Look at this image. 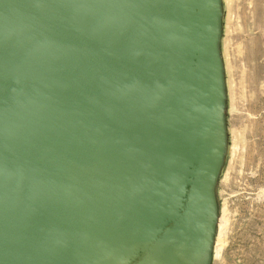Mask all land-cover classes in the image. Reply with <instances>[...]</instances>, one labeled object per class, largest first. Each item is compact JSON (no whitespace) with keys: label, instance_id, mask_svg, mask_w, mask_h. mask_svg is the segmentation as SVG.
I'll use <instances>...</instances> for the list:
<instances>
[{"label":"water","instance_id":"obj_1","mask_svg":"<svg viewBox=\"0 0 264 264\" xmlns=\"http://www.w3.org/2000/svg\"><path fill=\"white\" fill-rule=\"evenodd\" d=\"M224 15L0 0V264H212Z\"/></svg>","mask_w":264,"mask_h":264},{"label":"rangeland","instance_id":"obj_2","mask_svg":"<svg viewBox=\"0 0 264 264\" xmlns=\"http://www.w3.org/2000/svg\"><path fill=\"white\" fill-rule=\"evenodd\" d=\"M224 10L229 152L212 264H264V0H224Z\"/></svg>","mask_w":264,"mask_h":264},{"label":"bare ground","instance_id":"obj_3","mask_svg":"<svg viewBox=\"0 0 264 264\" xmlns=\"http://www.w3.org/2000/svg\"><path fill=\"white\" fill-rule=\"evenodd\" d=\"M223 221V220H222ZM221 222V221H220ZM224 224V223H223ZM222 232H223V230H222ZM220 236V235H219ZM222 238V237H221ZM218 240V239H217ZM216 246L218 247V246H220V244L218 243H216ZM215 250V249H214ZM216 251V250H215ZM220 252L222 251V250H219ZM217 253V252H216ZM216 253H215V255L214 256H216ZM219 253V252H218ZM218 257H220V256H218ZM216 260H217V258H216Z\"/></svg>","mask_w":264,"mask_h":264}]
</instances>
